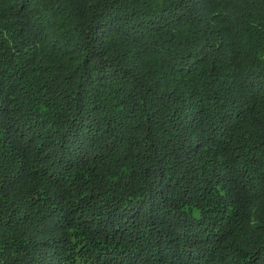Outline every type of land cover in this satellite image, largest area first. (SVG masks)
<instances>
[{
  "label": "trees",
  "instance_id": "obj_1",
  "mask_svg": "<svg viewBox=\"0 0 264 264\" xmlns=\"http://www.w3.org/2000/svg\"><path fill=\"white\" fill-rule=\"evenodd\" d=\"M0 264H264V0H0Z\"/></svg>",
  "mask_w": 264,
  "mask_h": 264
}]
</instances>
